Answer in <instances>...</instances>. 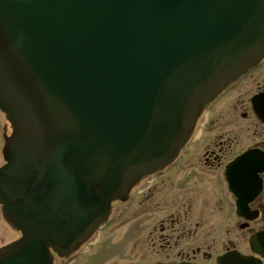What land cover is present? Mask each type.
Listing matches in <instances>:
<instances>
[{
  "label": "water",
  "instance_id": "95a60500",
  "mask_svg": "<svg viewBox=\"0 0 264 264\" xmlns=\"http://www.w3.org/2000/svg\"><path fill=\"white\" fill-rule=\"evenodd\" d=\"M262 57L264 0H0V197L29 240L20 262L75 252Z\"/></svg>",
  "mask_w": 264,
  "mask_h": 264
},
{
  "label": "flooded vegetation",
  "instance_id": "af4514ba",
  "mask_svg": "<svg viewBox=\"0 0 264 264\" xmlns=\"http://www.w3.org/2000/svg\"><path fill=\"white\" fill-rule=\"evenodd\" d=\"M260 72L264 73V59L209 108L177 161L134 188L131 207L140 195L143 208L149 209L150 214L155 211L163 214L161 222L153 225L145 244L146 250L156 256L152 261L138 264H205V261L216 264L217 257L228 251L256 257L258 264H264V254H255L250 244L251 237L264 232V84L253 92L245 85ZM239 91L240 95L231 96ZM225 98H229V103L220 114L217 107ZM232 105L236 117L229 113ZM10 135V124L0 110V168L4 164L6 138ZM194 141L199 144L193 147ZM240 157L244 160L236 166ZM181 167L189 178L198 172L215 178L219 196L214 210L226 209L229 215L226 224L218 227L219 234H213L216 226L208 227V220H194L193 205L183 201L185 193L171 191ZM135 228L136 236L138 225ZM21 237L22 233L5 218L0 203L1 264H16L15 252L8 250ZM211 239L218 241L216 252L215 247L210 248L214 244ZM206 241L211 242L209 247L203 246ZM260 249L264 252V241L260 242ZM56 257L52 251V264H58Z\"/></svg>",
  "mask_w": 264,
  "mask_h": 264
},
{
  "label": "rangeland",
  "instance_id": "374dc122",
  "mask_svg": "<svg viewBox=\"0 0 264 264\" xmlns=\"http://www.w3.org/2000/svg\"><path fill=\"white\" fill-rule=\"evenodd\" d=\"M255 78L246 83L249 91L253 92L257 90L259 86L264 84V73L260 72ZM239 93H232L231 96L240 95ZM251 94V93H250ZM233 99V98H232ZM229 103V98H225L220 102L217 107V111L222 114L225 111V106ZM229 110V113L236 117L234 109ZM239 109L237 110L238 113ZM223 115L221 121L223 123ZM199 144L193 142V147ZM181 167L178 171V176L172 182L173 192L185 193L186 203L193 205L194 220H208L207 226L215 225V231L213 234H219L218 227L223 226L229 218L228 212L214 210V203L219 196L218 187L216 185L215 178H211L210 175H202L194 173L191 178L186 175V171ZM206 179L209 181H206ZM181 188V189H180ZM142 196L138 195L135 199L134 205L131 207V203L128 207L121 201H115L112 204V211L110 215L111 222L107 227L102 230L101 234H97L94 240L88 244L90 247L87 251L82 252L78 258L69 260V258L62 259L57 256L55 263L58 264H138L145 263L154 260L155 253H150L146 250L145 244L148 241L149 232L152 230L154 224H159L163 218V214L154 212L149 213V209H144ZM143 205V206H141ZM118 210H124V214L121 219L115 220V213ZM200 217L201 219H198ZM138 225L137 235H133V232L137 230L135 226ZM219 237V236H217ZM214 251L218 249V241L211 239ZM211 242H203V246H208ZM141 249L143 253H141ZM208 249V248H207ZM217 251V250H216ZM215 251V252H216ZM64 261V262H63ZM208 261H205V264Z\"/></svg>",
  "mask_w": 264,
  "mask_h": 264
},
{
  "label": "bare ground",
  "instance_id": "6f19581e",
  "mask_svg": "<svg viewBox=\"0 0 264 264\" xmlns=\"http://www.w3.org/2000/svg\"><path fill=\"white\" fill-rule=\"evenodd\" d=\"M200 134V133H199ZM199 134H198V136H199Z\"/></svg>",
  "mask_w": 264,
  "mask_h": 264
}]
</instances>
